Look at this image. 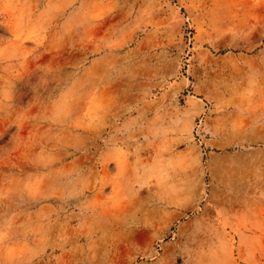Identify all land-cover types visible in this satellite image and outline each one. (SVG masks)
Here are the masks:
<instances>
[{
	"label": "rangeland",
	"instance_id": "1",
	"mask_svg": "<svg viewBox=\"0 0 264 264\" xmlns=\"http://www.w3.org/2000/svg\"><path fill=\"white\" fill-rule=\"evenodd\" d=\"M123 2L0 0V264H264V0Z\"/></svg>",
	"mask_w": 264,
	"mask_h": 264
},
{
	"label": "snow or ice",
	"instance_id": "2",
	"mask_svg": "<svg viewBox=\"0 0 264 264\" xmlns=\"http://www.w3.org/2000/svg\"><path fill=\"white\" fill-rule=\"evenodd\" d=\"M47 7L51 8L52 5L49 4L47 5ZM125 7L123 0H120V3H118L117 5L114 6V8L109 10V14L112 15H117L121 13V10ZM131 22L129 21V24ZM262 39H264V37H262ZM58 107V115H67V112L64 108L63 105L61 104H57ZM261 179L264 180V174H262ZM261 196H264V192H261ZM211 199V197L209 198ZM206 203V207L203 209V211L205 212V214L207 215H214L217 211V208L220 206L219 205V201L217 200H213L211 204H208L207 201ZM11 237H9L8 233L6 231L0 232V243H11ZM146 236L142 239H140V243L143 244L146 241ZM48 245H45V247H47ZM13 249H10V259L5 261V264H14V260L11 259V253H12ZM31 255L29 256V260L32 259V257H40L43 254V250L42 249H36V250H30ZM137 255H139V252L137 253ZM127 264V262H126ZM131 264H142V262L140 261H132ZM150 264H170V255L165 254L164 256H157L154 257L152 259V261L150 262Z\"/></svg>",
	"mask_w": 264,
	"mask_h": 264
}]
</instances>
